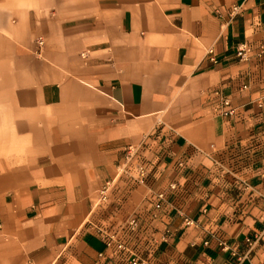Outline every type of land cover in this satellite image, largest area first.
Instances as JSON below:
<instances>
[{
    "label": "crops",
    "instance_id": "crops-1",
    "mask_svg": "<svg viewBox=\"0 0 264 264\" xmlns=\"http://www.w3.org/2000/svg\"><path fill=\"white\" fill-rule=\"evenodd\" d=\"M260 46L264 0H0V264H264Z\"/></svg>",
    "mask_w": 264,
    "mask_h": 264
},
{
    "label": "built area",
    "instance_id": "built-area-1",
    "mask_svg": "<svg viewBox=\"0 0 264 264\" xmlns=\"http://www.w3.org/2000/svg\"><path fill=\"white\" fill-rule=\"evenodd\" d=\"M238 6H232L229 11V18H232L238 11ZM216 14L218 16H221L220 12L217 10ZM38 45H42L43 41L41 38H38L37 40ZM261 51H264V46H260ZM251 49L248 45L245 44H241L237 47L236 49V56L238 57L239 60H247L249 53H250ZM216 111L221 114L222 116L225 117H229V116H233L235 114V108L231 105V101L229 98H224L222 97L218 107L216 108ZM136 149H134L133 147L129 146L127 148V152H126V159H131L133 157V155L135 154ZM135 171L138 177H140V181H142L143 176L145 175V167L143 164L138 163L135 166ZM111 190V183L110 182H105L104 184H102V186L100 187L98 194H99V201L101 202H105L108 200L109 198V193ZM158 198L162 199L163 196L162 194H158ZM156 207H159V205H156ZM189 223V221H187ZM128 226L131 230H135L137 228V222L134 219H131L128 222ZM106 240L109 242L114 241V235L111 234H104ZM247 243L249 246L252 245L253 241H251L250 239H247ZM118 248H123V245L121 243H118L116 245ZM130 264H146L143 261L138 260L136 257H133L130 259Z\"/></svg>",
    "mask_w": 264,
    "mask_h": 264
}]
</instances>
